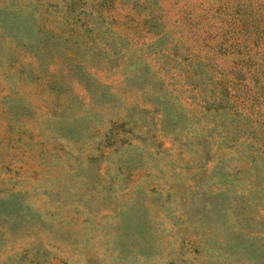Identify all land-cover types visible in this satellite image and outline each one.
<instances>
[{
	"label": "rangeland",
	"instance_id": "1",
	"mask_svg": "<svg viewBox=\"0 0 264 264\" xmlns=\"http://www.w3.org/2000/svg\"><path fill=\"white\" fill-rule=\"evenodd\" d=\"M0 264H264V0H0Z\"/></svg>",
	"mask_w": 264,
	"mask_h": 264
},
{
	"label": "trees",
	"instance_id": "2",
	"mask_svg": "<svg viewBox=\"0 0 264 264\" xmlns=\"http://www.w3.org/2000/svg\"><path fill=\"white\" fill-rule=\"evenodd\" d=\"M71 4H72V1L70 2V4H68L67 7L69 8ZM77 31H80V30L76 29L74 32L77 33ZM55 38L58 39V40H62L63 39V36L62 37H59V34H55ZM53 40H55V39H53ZM78 47L80 49L83 48V47H80V46H78ZM59 48H60V46H51L49 48V50L52 51V52H54L55 49L58 51ZM60 51H61V53H59V56H61V57L67 56L69 54V52H70L69 47H63ZM54 53L56 54V52H54ZM53 57H57L58 58L57 55H53Z\"/></svg>",
	"mask_w": 264,
	"mask_h": 264
}]
</instances>
